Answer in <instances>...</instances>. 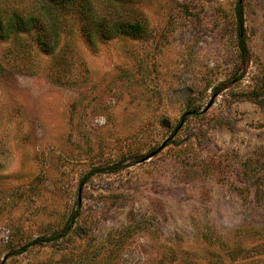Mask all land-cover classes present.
<instances>
[{"label": "rangeland", "instance_id": "1", "mask_svg": "<svg viewBox=\"0 0 264 264\" xmlns=\"http://www.w3.org/2000/svg\"><path fill=\"white\" fill-rule=\"evenodd\" d=\"M89 4L0 0V264H264V0Z\"/></svg>", "mask_w": 264, "mask_h": 264}, {"label": "trees", "instance_id": "2", "mask_svg": "<svg viewBox=\"0 0 264 264\" xmlns=\"http://www.w3.org/2000/svg\"><path fill=\"white\" fill-rule=\"evenodd\" d=\"M50 4L54 6H64L69 3L78 4L80 12L83 16L86 17H92V8L90 7L89 0H48ZM56 11V8L54 9ZM51 13L50 11H44L43 13H40V15L46 17L48 20H51ZM236 18L238 20V46L240 50V55L244 61V59H247L248 52H247V46L244 41V35L242 33L243 29V12L240 7V4L236 7ZM34 18H32L33 20ZM8 23H4V19L1 17L0 14V31L4 30L5 28L17 29L18 26L22 25L23 19L21 16H18L16 13L12 15V17L9 18ZM31 21V20H30ZM122 29H125L129 32H139L141 30V25L138 22H135L133 24H127L126 27L122 26H104L102 29H99V33L103 36V34H107V36H111L112 34H115L116 32H120ZM72 221H70L68 228H71ZM69 230V229H68ZM67 232V231H66ZM65 231L63 232L64 235L61 234V236L58 237H64L65 234H67Z\"/></svg>", "mask_w": 264, "mask_h": 264}]
</instances>
